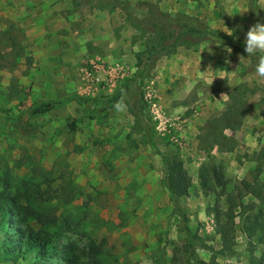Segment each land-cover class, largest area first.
<instances>
[{"label": "rangeland", "instance_id": "1", "mask_svg": "<svg viewBox=\"0 0 264 264\" xmlns=\"http://www.w3.org/2000/svg\"><path fill=\"white\" fill-rule=\"evenodd\" d=\"M247 2L73 0L77 6L116 7L133 33L130 51L121 53L122 58L131 52L130 62L112 53L109 60L97 58L104 67L122 64L129 73L116 78L99 74L90 91L81 76L95 53L52 42L56 36L34 27L31 12L19 8L20 0H0V190L46 216H27L26 221L57 253L67 252L72 264L190 263L180 249L185 235L163 186L162 155L176 154L182 161L189 188L179 203L191 231L213 249L219 247L213 209L223 211L226 200L216 196V186L201 191V168L220 169L225 190L236 201L241 194L243 203H259L257 196L243 192L241 181L259 188L264 200V80L255 75L256 57L247 58L243 43L249 27L264 22V0H256L255 10ZM157 11L191 16L204 29L232 31V41L242 51L206 33L186 34L172 48L143 57L144 76L126 98L108 105L106 97L136 71L134 53L145 43L153 49L164 29ZM241 55L245 60L240 62ZM222 94L227 96L222 99ZM66 95L93 100L31 113L36 104ZM242 216L234 217L235 253L216 255L218 264H248ZM90 242L99 248L94 258ZM196 251L208 259L209 250ZM261 253L264 243H257L254 254ZM0 264L27 263L0 256Z\"/></svg>", "mask_w": 264, "mask_h": 264}, {"label": "trees", "instance_id": "2", "mask_svg": "<svg viewBox=\"0 0 264 264\" xmlns=\"http://www.w3.org/2000/svg\"><path fill=\"white\" fill-rule=\"evenodd\" d=\"M247 1V7L255 10L256 0ZM155 14L164 22V29H159L156 43L152 46L153 49L147 48L148 44L145 43L143 50L134 53L136 71L123 78L116 89L106 97L108 105L126 98L131 93V88L136 80L144 76L143 57L148 59L158 50L172 48L173 42L186 34L206 33L212 39L231 47L233 50L242 51L240 47L234 45L231 36L219 30L196 26L195 24L198 23L196 21L194 23L191 16L176 12L164 13L157 11ZM70 100L87 101L93 99L87 96L68 95L57 100L40 102L31 109V113L43 114L64 105ZM98 109L103 110L101 107ZM149 146L158 153L151 142ZM262 153L264 157V152ZM161 164L163 166L162 182L171 203L172 213L176 216L179 227L185 235L180 249L188 256L189 264H218L216 255L226 257L234 255V217L237 213L243 214L240 231L246 239L248 264H264V253L258 256L254 254L257 243H264V200L263 196L260 195L259 188L252 183L241 181L243 192L257 196L259 203L256 205L243 203L240 201L241 194L237 196L239 201H236L234 196L226 192L225 179L220 169L215 167H211L209 171L203 168L200 169L198 179L201 191L207 193L216 186L218 188L216 196L225 195L226 200V207L223 211L217 207L212 208L214 212V230L219 240V247L213 249L211 246L205 245L200 237L191 231L187 214L179 203L180 199L187 195L189 188V180L184 173L182 161L176 154L162 155ZM3 189L0 190V256L5 260L18 259L25 261L27 264H53L54 259L60 260V264H72L73 259L67 252L60 251L57 253L55 246L47 238L33 230L26 221L27 216H34L38 220L46 218V216L21 206L15 195L8 194ZM236 207L238 211L234 210ZM53 218L51 217V220ZM197 247L209 250L210 254L207 260L198 255ZM66 248L71 249V245L66 244ZM88 249L91 251V257L93 258L99 252L98 246L92 242L89 243Z\"/></svg>", "mask_w": 264, "mask_h": 264}, {"label": "crops", "instance_id": "3", "mask_svg": "<svg viewBox=\"0 0 264 264\" xmlns=\"http://www.w3.org/2000/svg\"><path fill=\"white\" fill-rule=\"evenodd\" d=\"M20 1L23 6L19 8H23V11L27 8L31 12L33 17L31 24L34 27L45 28L51 32L52 36H56L51 40L52 42L62 43L69 49L80 53L92 51L96 59L100 55L103 59L109 60L112 58L109 53H112L113 56L123 61L132 60L131 52L128 56L121 58L122 52L130 51L129 39L133 33L128 25L123 23V18L116 7L110 9L107 6H97L92 3L77 6L73 0ZM77 12L81 13L77 14ZM62 30L65 31L64 34H60ZM192 78H194L193 75Z\"/></svg>", "mask_w": 264, "mask_h": 264}, {"label": "clouds", "instance_id": "4", "mask_svg": "<svg viewBox=\"0 0 264 264\" xmlns=\"http://www.w3.org/2000/svg\"><path fill=\"white\" fill-rule=\"evenodd\" d=\"M226 32L229 36L233 35L232 31H224ZM244 51L247 53V58L250 56H255L256 57V64H255V75L260 78L261 80H264V22L257 21L255 24L251 25L249 29L247 30L245 34V39H244ZM204 49H202L203 51ZM201 51V52H202ZM226 51L231 54L232 49L231 48H226ZM240 62L245 60V57L241 55L239 57ZM225 63H231L230 60H225ZM202 75H207L206 72H201ZM224 78V77H220ZM213 80L209 81V86L212 85ZM227 94H222V99L225 98ZM219 101V100H218ZM116 108L118 111L123 110V105L122 102L118 103L116 105Z\"/></svg>", "mask_w": 264, "mask_h": 264}, {"label": "built area", "instance_id": "5", "mask_svg": "<svg viewBox=\"0 0 264 264\" xmlns=\"http://www.w3.org/2000/svg\"><path fill=\"white\" fill-rule=\"evenodd\" d=\"M86 62L87 67L83 68L81 79L90 91L94 89V84L100 81L99 74H103L108 78H116L126 76L129 73L122 64L104 67L101 63H98L99 61L96 58L88 59Z\"/></svg>", "mask_w": 264, "mask_h": 264}]
</instances>
